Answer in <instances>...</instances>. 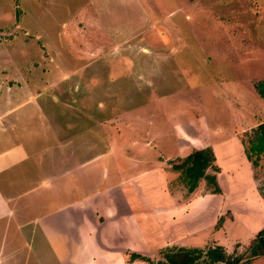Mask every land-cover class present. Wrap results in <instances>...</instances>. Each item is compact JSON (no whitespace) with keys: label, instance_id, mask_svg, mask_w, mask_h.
Masks as SVG:
<instances>
[{"label":"rangeland","instance_id":"obj_1","mask_svg":"<svg viewBox=\"0 0 264 264\" xmlns=\"http://www.w3.org/2000/svg\"><path fill=\"white\" fill-rule=\"evenodd\" d=\"M260 80L264 0H0V115L18 106L7 120L20 121L0 147L5 137L60 146L51 168L78 166L74 195L108 189L94 212L135 227L149 258L137 264L167 247L215 245L264 264L248 250L264 227V162L245 164L240 142L264 122ZM205 147L224 167L220 195L204 179L188 193L168 163ZM108 224L98 235L110 243Z\"/></svg>","mask_w":264,"mask_h":264},{"label":"crops","instance_id":"obj_2","mask_svg":"<svg viewBox=\"0 0 264 264\" xmlns=\"http://www.w3.org/2000/svg\"><path fill=\"white\" fill-rule=\"evenodd\" d=\"M56 63L57 60L54 65L55 71L60 74L58 70L60 65ZM17 108L18 106H12L0 115V129L4 130L0 132L4 136L9 134L11 129L13 138L16 134L20 121H15L12 128L7 120V113ZM60 135L61 140L64 139L62 143H65L62 151L73 150L71 137H66L62 133ZM21 149L23 157L15 158L21 155L17 153ZM51 149L54 152L57 149L61 150V147L50 146L36 149L6 137L4 144L0 147V264H137L141 261L138 258L128 257V253L142 255L141 246L135 240V227L134 229L130 226L117 227L120 224L119 221L117 226L114 222L108 221L109 214L111 218L121 215L117 211H115L116 216L114 212H109L101 216L102 219L97 218V213L94 212V208L101 205L99 200L108 197V189L103 190L105 192L103 195L101 193L79 194L80 198L77 194L74 195L76 186L74 180H77L75 173L78 166L75 165L74 169L73 163H70L69 171H65L64 162L61 166L59 165V170L54 171L46 157ZM231 150L234 155L236 149ZM214 155L219 167L216 178L217 182H220L219 176L224 167L216 158L217 154ZM242 159L245 164L251 166L246 156ZM25 160L27 164H24ZM57 163H60V158L57 159ZM245 164L242 161L241 167L243 168ZM236 172H239L240 176V171ZM73 175L76 176L72 181L68 176L73 177ZM235 175L237 176L236 173ZM59 182L63 183L59 186ZM122 183L124 184L123 181ZM50 184L51 188L46 190ZM219 186L221 191V185ZM118 188L122 189L123 186L119 185ZM195 189L191 193H194ZM258 192L255 190L260 199L261 194ZM127 193L131 192L127 190L125 195ZM209 194L207 195H220V192H209ZM130 196L134 198L133 193ZM89 221L94 224L93 227L88 226ZM106 222L111 227L108 230L112 234L110 243L103 235H98V230L102 232ZM128 231L134 232L133 237L124 236L125 239L122 240V232Z\"/></svg>","mask_w":264,"mask_h":264},{"label":"trees","instance_id":"obj_3","mask_svg":"<svg viewBox=\"0 0 264 264\" xmlns=\"http://www.w3.org/2000/svg\"><path fill=\"white\" fill-rule=\"evenodd\" d=\"M261 97L264 98V80L254 83ZM246 139L241 138L243 152L253 168L259 165L260 157L264 162V122L258 124L251 131L244 134ZM172 170L179 172L180 177L186 184L187 192L191 193L200 179H204L211 193H219L220 186L217 182L216 173L219 167L215 162V155L210 147L193 150L184 157H177L168 161ZM264 167V164H263ZM264 199V192L259 189ZM249 252L252 257L261 255L264 257V227L260 229L254 240L250 243ZM131 258L149 260L139 254H131ZM241 254H228L221 245L208 246L205 249L196 247H167L161 253V258L155 264H238Z\"/></svg>","mask_w":264,"mask_h":264}]
</instances>
